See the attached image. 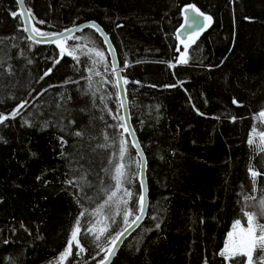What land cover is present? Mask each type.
<instances>
[{
	"label": "trees",
	"instance_id": "trees-1",
	"mask_svg": "<svg viewBox=\"0 0 264 264\" xmlns=\"http://www.w3.org/2000/svg\"><path fill=\"white\" fill-rule=\"evenodd\" d=\"M24 3L32 27L45 33L98 23L128 81L130 120L147 162L149 207L111 264H225L217 253L228 233L237 220L246 224L244 211H256L257 202L245 197L264 198V176L257 178L254 192L249 174V165L264 170V152L247 143L254 125L264 128L259 117L264 110V0ZM189 4L210 15L213 25L189 46L188 63L170 68L179 55L175 49L184 50L175 31ZM12 12L19 13L16 0H0V60L5 69L11 65L10 73L0 71V113H10L24 100L29 104L22 115L0 125V264H54L85 209L78 236L85 251L77 256L73 246L65 264H97L100 249L86 229L103 226L96 224L103 216L90 213L115 190L120 132L113 115H122L117 87L110 82L115 76L104 68L111 65L109 56L97 33L87 29L75 35L79 40L67 41L81 46L79 63L65 55L54 65L56 45L28 40L20 14ZM93 49L105 52V61L95 67L99 76L88 72L92 60L99 59ZM136 161L129 141L122 163L131 177L123 184L132 193L126 197L130 209L141 193ZM122 195L118 191L114 199ZM116 210L115 204L106 206L104 214ZM257 221L264 224V216ZM107 223L102 247L106 236L123 227L120 215ZM237 260L246 258L229 264Z\"/></svg>",
	"mask_w": 264,
	"mask_h": 264
},
{
	"label": "snow or ice",
	"instance_id": "snow-or-ice-1",
	"mask_svg": "<svg viewBox=\"0 0 264 264\" xmlns=\"http://www.w3.org/2000/svg\"><path fill=\"white\" fill-rule=\"evenodd\" d=\"M19 4H23V0H17ZM191 13V15H188ZM13 17H16L18 14L22 15L21 13L12 12ZM182 14H184V25L183 28L185 31L187 29H192L191 32L187 33V40H181V43L184 46L183 52L180 51V48L177 47L175 51L179 53L177 57H175V63L169 62L168 66L173 68L176 64H187L188 57L187 52L190 46V43L195 42V38L198 37V34L202 31L204 25L201 24V18L203 21L211 23L212 17L205 15L201 12L194 4L186 5L182 8ZM27 17H31V12L28 10ZM25 17V18H27ZM38 23H44L43 21H38ZM84 27H90L95 29L104 37V42L108 48V55L110 56L115 49L111 47V41L108 39L107 35L103 33V30L99 28L95 23L90 25H86ZM120 27V25H118ZM84 28L77 27L75 32H82ZM24 31H28V28L25 27ZM36 36H39L41 39L37 41L34 36L29 35L27 37L28 40L32 41L33 43H41V42H49L54 43L56 47L59 49V58L54 61V65L60 62L65 55L70 56L74 61L79 63L80 57L77 55V51L80 49V45H68L67 41L69 39L79 40V37L75 36V32L73 29H66L65 32L61 33H45L40 31L38 28L33 27L31 29ZM177 39H180V36L177 35ZM14 39V37L12 38ZM15 46V45H13ZM95 52V56L99 59L92 60V67L88 69L89 73L93 75L99 76L101 75L98 71H95V67L98 63H102L105 61V52L101 50H91ZM111 68V73L116 75V79L114 81H110L114 87H117L118 90L120 89V80L122 79L119 76V72L122 69H119L115 62H112L111 65L108 63H104L105 71ZM124 67H128V63L125 62ZM7 70L9 73L11 72V65L7 66L5 69L4 61L0 60V71ZM51 69H48L44 76L49 75ZM44 77H40L39 79H43ZM89 81V86L91 87L92 83V75L87 77ZM75 83L76 81H72ZM108 82V81H106ZM125 84L128 83L127 80L123 81ZM53 85H49L48 87H52ZM47 91V88L43 89L40 93L37 94L43 95V92ZM234 104H238V102L233 99ZM29 102L27 100L22 101L20 104L16 106L10 113L4 114L0 113V125L4 124L6 120L15 119L18 115H22L21 109H24ZM123 107V104L120 105ZM259 117L264 118V110L259 112ZM113 119L117 120V124L114 125L117 131L120 132V138L118 142V162L113 165L114 167V174L112 175V179L115 181V184L112 186L115 190L111 191L110 194L107 196L104 204L99 205L92 213H90L94 217L103 216V219H97L96 224L103 225L99 228L95 226H90L86 229L87 233H91L94 238V242L96 243V247L100 249V252L97 254L100 258L97 260V264H111L112 258L115 256L116 252L119 250L121 243L123 242V238H126V234L130 233V230L134 228V226H139L138 222L143 219L145 213V195L143 192L139 194L138 200L136 202V206L134 209H130L127 207L128 201L126 197H130L132 195L131 191L127 188L123 187L124 182L130 181L131 177L127 175L125 172V168L127 167L126 164L122 163L124 160L125 152L127 151V145L129 141L125 139V134L132 136L131 146L133 148H137V155H140L138 145L135 142L134 133L130 128L126 126L125 123L122 121L125 120V117L116 113L113 115ZM234 119V118H233ZM25 124L28 123L27 120L24 121ZM76 136H80L81 132L77 131L75 133ZM257 135L260 140L261 147L259 150L264 152V128H261L259 131L257 130L256 126L252 127L249 139L247 143L252 146L254 144L253 136ZM105 140H108V136L105 135ZM63 143V141H62ZM108 145H100V147H107ZM111 163V161H109ZM137 166H143V157L141 156L139 161H136ZM107 171V169L105 170ZM249 174L253 184V191L256 190L257 178L264 176V170H256L252 165H249ZM69 184H73L74 181H69ZM141 188L143 189V181H141ZM122 191L123 195L118 199H114L117 197V192ZM245 200H255L256 203V211L249 212L244 211V216L247 217V226L241 227V223L239 220L235 222L233 225V231L228 233V238L225 241L224 247L217 253V255L223 258L225 264H229V262L233 261L236 257H245L246 260H237L236 264H264V224H261L257 221V216H264V198H257L254 195L246 196ZM115 204L116 212L112 216H108L104 214V209L106 206H112ZM123 204L124 207L121 210L120 205ZM88 214L87 209L79 213V216L74 222L72 229H70V237L67 240L65 249L59 254L57 260L54 264H65V261L69 256L72 255L73 246L77 249L76 255H80L85 251V248L82 246L78 236L81 234L82 230V223L81 217H85ZM120 215L122 217L123 227L111 235H108L104 238L103 244L101 246V237L104 235L105 232L108 231L109 225L108 221L112 223L115 222V216ZM131 218V219H130ZM155 219V217H153ZM160 224H156V228H159ZM93 259H96L94 256ZM204 264H208L207 260H205Z\"/></svg>",
	"mask_w": 264,
	"mask_h": 264
},
{
	"label": "water",
	"instance_id": "water-1",
	"mask_svg": "<svg viewBox=\"0 0 264 264\" xmlns=\"http://www.w3.org/2000/svg\"><path fill=\"white\" fill-rule=\"evenodd\" d=\"M16 3H17V6H18V10H19V13H21L22 15L21 16V19H22V24H23V28L27 27L28 28V31H25L27 37L29 35H32L35 37V39L37 41H39L41 38L39 36H36L35 33H33L31 31V29L33 28L32 27V21L30 19V17H27V8L25 6V3H24V0H23V4H19L16 0ZM182 14V12H181ZM205 14V13H204ZM188 15H191V13H188ZM207 15V14H205ZM207 16H210V15H207ZM27 17V18H25ZM201 24L204 25L202 31L198 34V37L195 38V42L202 36L204 35L207 31H209V29L212 27L213 25V19L211 20V23L209 24L208 22L206 21H203V19L201 18ZM92 23H95L97 26L98 23H96L95 21H86V22H83V23H80V24H77V25H74L68 29H73L74 32H75V29L77 27H81V28H84V30H87V29H90V30H93L94 32L97 33V35L99 36V38L102 40L105 48H106V51H107V54H108V48L104 42V37L99 33L97 32L95 29L93 28H90V27H84L86 25H90ZM183 25H184V14H182V21H181V24L180 26L177 28V30L175 31V38L177 37V35L180 36V39H177L176 38V41L178 42L179 46L181 47H184L183 44L181 43V40H187L188 37H187V33L188 32H191L192 29H187V31L184 30L183 28ZM100 29H102L100 26H99ZM83 30V31H84ZM103 30V29H102ZM61 32H65L64 31H61ZM59 32V33H61ZM80 32H75V35L78 34ZM103 33H105V31L103 30ZM107 35V34H106ZM108 39L110 40L109 36L107 35ZM32 42V41H31ZM194 42V43H195ZM194 43H190V46ZM35 44H43V45H54V43H49V42H41V43H35ZM111 47L114 49L112 43H111ZM109 56V55H108ZM109 59H110V62H115L117 67L120 69V66H119V63H118V60H117V54H116V51H114L110 56H109ZM115 76V79H116V75L114 74ZM119 76L122 78V73L121 71L119 72ZM117 91H118V98H119V103L120 105L123 104V107H121V113H122V116L125 117V120L123 121V123L126 124V126L128 128H130L132 130V132L134 133V137H135V142L137 143L138 145V149H139V152H140V155H137V148H134V151L137 155V158H138V161L140 160L141 156L143 157V166H139V172H138V182H139V186H140V191L143 192V194L145 195V213H144V216H143V219L138 222L139 226H134V228L132 230H130V233L126 234V238H123V242L121 243L120 247H119V250L120 248L122 247V245L124 244V242L135 232L137 231V229L143 224L146 216H147V212H148V207H149V191H148V183H147V162H146V158H145V155L143 153V150L139 144V141H138V138L134 132V129L132 127V124H131V120H130V113H129V108H128V101H127V97H126V91H125V86H124V82H123V78L120 80V89L118 90L117 88ZM127 137L131 143L132 141V136H129L127 134ZM141 181H143V189L141 188ZM119 250L116 252L115 256L112 258L111 260V263L113 262V260L115 259V257L117 256Z\"/></svg>",
	"mask_w": 264,
	"mask_h": 264
},
{
	"label": "rangeland",
	"instance_id": "rangeland-1",
	"mask_svg": "<svg viewBox=\"0 0 264 264\" xmlns=\"http://www.w3.org/2000/svg\"><path fill=\"white\" fill-rule=\"evenodd\" d=\"M260 119L264 123V118H260ZM253 139H254V145L258 146V147H261L259 137L257 135H254ZM246 226H247V220H246V224L245 225H241V227H246ZM232 231H233V228H232V230L230 232H232ZM227 238H228V235H227ZM227 238H226V240H227Z\"/></svg>",
	"mask_w": 264,
	"mask_h": 264
}]
</instances>
